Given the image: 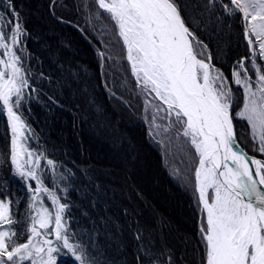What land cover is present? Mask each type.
<instances>
[{
    "label": "trees",
    "instance_id": "16d2710c",
    "mask_svg": "<svg viewBox=\"0 0 264 264\" xmlns=\"http://www.w3.org/2000/svg\"><path fill=\"white\" fill-rule=\"evenodd\" d=\"M177 2L207 45L206 55L231 81L233 66L249 54L242 19L226 16L219 0ZM16 7L25 34L14 50L32 73V87H39V93L25 90L28 100L20 111L32 146L44 153L45 186L67 205L63 221L74 237L70 242L84 247L90 264H140L145 248L163 253L165 264H206L199 232L205 217L194 191L198 157L186 138L177 141L176 131H152L114 22L84 10L83 0H16ZM0 16L7 31L3 7ZM231 87L235 114L243 89ZM234 126L243 149L264 159L253 149L247 122L235 118ZM10 148L4 113L0 192L11 203L13 218L27 226L31 194L12 174ZM48 159L55 169L47 166ZM40 200L54 215L51 200L46 195ZM58 264L78 262L64 250Z\"/></svg>",
    "mask_w": 264,
    "mask_h": 264
},
{
    "label": "snow or ice",
    "instance_id": "6c2138e0",
    "mask_svg": "<svg viewBox=\"0 0 264 264\" xmlns=\"http://www.w3.org/2000/svg\"><path fill=\"white\" fill-rule=\"evenodd\" d=\"M83 3L84 10L97 19L107 16L114 22L136 86L159 101H146V110L155 108L152 125L158 127L155 119L164 113L161 119H169L195 150L194 191L197 207L205 214L199 232L206 264H264V159L240 151L234 126L235 118L246 121L254 151L264 156V63H260L264 61V0H219L226 16L242 19L249 53L233 66L231 81L205 55L207 45L182 15L177 0ZM0 7L10 21L7 31L0 27V114L6 113L11 131L12 174L31 194L30 223L24 226L13 218L11 203L0 192V264H58L64 250L78 264H90L84 247L70 242L74 237L68 235L63 221L67 205L45 186L43 153L27 145L32 133L20 109L28 100L25 90L39 93V87H32V73L14 50L25 34L16 0H0ZM231 84L243 89V107L235 114ZM48 99L55 102L51 96ZM47 166L57 167L51 159ZM42 195L51 200L54 216L44 207ZM142 252L140 264L145 260L165 264L163 253L157 255L150 248Z\"/></svg>",
    "mask_w": 264,
    "mask_h": 264
},
{
    "label": "rangeland",
    "instance_id": "374dc122",
    "mask_svg": "<svg viewBox=\"0 0 264 264\" xmlns=\"http://www.w3.org/2000/svg\"><path fill=\"white\" fill-rule=\"evenodd\" d=\"M3 50L2 49H0V52H2ZM205 55H206V53H205ZM130 66V65H129ZM134 78V77H133ZM135 79V78H134ZM140 91H141V89H140ZM140 97H142V99H143V101L145 102V106H144V109H145V114L147 115L148 114V117H147V122H149V123H151V125H152V119H153V112H155V108H150V109H147L146 110V101H148V102H152V103H154V104H158L159 103V101H154L153 100V97H152V95H149L148 93H144V92H142L141 91V93H140ZM243 107V104H242V106H241V108ZM240 108V109H241ZM240 109H239V111H240ZM164 115V113H160L157 117H156V119H155V124L156 125H158V127H154L153 125H152V131H154V133H156L155 131L156 130H159L161 133H164V134H173V132L174 131H176V134L178 135V137L175 135V137H176V139H177V141L179 142V139L178 138H180V140H183V141H185L182 137H181V135L179 134V131H178V129L177 128H175V127H172V126H170V121H169V119H161V117ZM5 116H6V113H5ZM6 119H7V116H6ZM26 125H27V122H26ZM27 127L29 128V126L27 125ZM168 128L169 130L168 131H165L164 129L165 128ZM248 129H249V134H250V137H251V130H250V127L248 126ZM9 130H10V128H9ZM31 130V129H30ZM10 138H11V131H10ZM32 141H33V138H32V136L30 135L29 137H28V139H27V145H28V147L30 148V150H32V151H35V152H37V150L35 149V146L33 147L32 146ZM41 153V152H40ZM177 153V152H176ZM188 157H189V155H187ZM186 156V157H187ZM43 158H45V156H44V153H43V156H42V159H41V162L44 160ZM45 161V160H44ZM46 162V161H45ZM40 205H39V203L37 204V207H39ZM54 216V215H53ZM203 217H205L204 215H203ZM54 239V238H53Z\"/></svg>",
    "mask_w": 264,
    "mask_h": 264
},
{
    "label": "water",
    "instance_id": "95a60500",
    "mask_svg": "<svg viewBox=\"0 0 264 264\" xmlns=\"http://www.w3.org/2000/svg\"><path fill=\"white\" fill-rule=\"evenodd\" d=\"M237 143H239L238 142V140H237ZM240 145V144H239ZM240 151H242V152H244V153H246L248 156H250V157H252L251 155H249L243 148H242V146L240 145ZM256 158V157H255ZM198 165V164H197Z\"/></svg>",
    "mask_w": 264,
    "mask_h": 264
}]
</instances>
